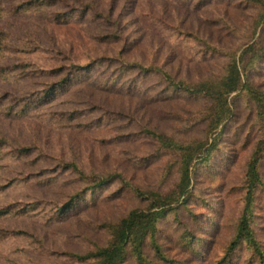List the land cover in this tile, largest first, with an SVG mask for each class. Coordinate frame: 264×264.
<instances>
[{
  "label": "rangeland",
  "instance_id": "obj_1",
  "mask_svg": "<svg viewBox=\"0 0 264 264\" xmlns=\"http://www.w3.org/2000/svg\"><path fill=\"white\" fill-rule=\"evenodd\" d=\"M256 16L245 0H0V209L27 211L0 217V264H82L64 254L105 246L104 225L144 209L130 188L167 193L173 160L145 133L202 139L208 102L174 90L159 71L186 85L220 79L226 55L260 39ZM67 77L75 79L62 84ZM247 78L264 92V58ZM51 87L53 98L41 101ZM229 104L216 150L194 166L192 197L157 224L174 263L257 264L242 248L225 258L259 137L246 99L235 93ZM260 174L264 182V162ZM75 197L67 217L50 222ZM253 215L264 252L261 189Z\"/></svg>",
  "mask_w": 264,
  "mask_h": 264
},
{
  "label": "trees",
  "instance_id": "obj_2",
  "mask_svg": "<svg viewBox=\"0 0 264 264\" xmlns=\"http://www.w3.org/2000/svg\"><path fill=\"white\" fill-rule=\"evenodd\" d=\"M245 3L257 10L253 24V36L262 26L260 39L247 45L238 58L236 53H228L224 73L220 79L204 81L195 85H186L183 82L173 83L167 73L157 69L174 90H181L189 97L201 98L208 102L200 121L204 126L202 139L177 142L164 134L152 131L145 133L156 143L162 154L173 160L169 165L174 170L176 177V182L172 188L165 194L130 188L129 190L135 198L145 204L144 209H134L117 222L104 225L103 228L106 229L109 236L105 246L96 247L84 254H64V256L82 264H127L129 261L135 264H178L167 257L157 243L155 238L157 224L168 213L177 209L174 207L175 205L180 204L179 207H181L192 197L191 175L194 166L197 163L206 162L216 150L220 138L218 129L231 120L233 116L229 97L237 93V96L245 98L247 104L253 108L259 137L253 144L244 165V175L240 188L243 193V205L235 223L234 235L227 247L225 258L229 260L231 254L242 248L250 253L252 260L256 261L257 264H264V252L252 228L256 192L260 189L264 192V182L260 174V168L264 162V92L247 78V75L254 70L256 63L264 58V0H245ZM144 70L150 72L152 69ZM69 79L73 80L75 77H67L62 84L69 82ZM56 90L54 87L47 89L43 93L41 101L51 100ZM20 152L29 154L30 150L25 149ZM64 168L78 172L73 164H67ZM111 180L112 178L103 181L94 180L92 182L93 187L87 191V196L93 195L95 191L102 189ZM77 198L79 197L71 199L57 209V220L53 219L50 222L66 218L68 212L78 204ZM26 212L25 209H20L15 215L9 208H3L0 209V217L18 216ZM147 244L152 250L151 258L145 254ZM186 245L187 243L184 244V246ZM199 246L202 244L200 243ZM222 262L224 261L222 260L217 264H222ZM226 264H230V262L227 261Z\"/></svg>",
  "mask_w": 264,
  "mask_h": 264
}]
</instances>
